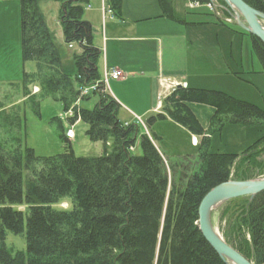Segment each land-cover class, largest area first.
I'll return each instance as SVG.
<instances>
[{
  "label": "trees",
  "instance_id": "1",
  "mask_svg": "<svg viewBox=\"0 0 264 264\" xmlns=\"http://www.w3.org/2000/svg\"><path fill=\"white\" fill-rule=\"evenodd\" d=\"M37 1L20 0L24 79L12 86L22 89L23 103L39 107V98L50 95L61 102L63 114L75 112L53 119L60 121L65 151L37 155L25 144V115L15 116L16 125L8 123L7 105L0 100V241L8 231L26 239V249L16 253L2 243L0 264H228L204 237L200 209L214 187L264 175V135L241 153L211 152L210 137L189 104L213 106L211 123L220 128L226 122L262 126L264 110L221 90L187 86L162 99L159 110L146 116V128L137 119L126 124L102 81L103 51L94 44L85 6L57 0L64 39L78 47L77 71L70 74ZM244 1L264 12V0ZM107 2L121 16L122 0ZM159 2L163 16L187 24L174 14L173 0ZM250 35L264 72V43ZM29 61L36 64L33 73L26 70ZM233 74L247 80L241 72ZM164 119L195 135L196 151L161 152L150 127ZM64 122L84 123L86 135L103 143V154L77 156ZM137 145L140 155L131 151ZM217 213L227 244L254 264H264V190L253 198L228 200Z\"/></svg>",
  "mask_w": 264,
  "mask_h": 264
},
{
  "label": "rangeland",
  "instance_id": "2",
  "mask_svg": "<svg viewBox=\"0 0 264 264\" xmlns=\"http://www.w3.org/2000/svg\"><path fill=\"white\" fill-rule=\"evenodd\" d=\"M173 1H175L180 16L186 17L189 20L222 23L215 11L210 10L206 5L190 9L186 6L187 0ZM78 2L85 6V15L86 1L79 0ZM37 3L49 29L53 32L54 42L62 57L63 68L68 73L75 74L77 68L74 54L78 51V47H71L64 39L62 25L59 23L60 2L57 0H38ZM159 5L161 8L160 2ZM227 24H229L227 25L229 28L234 30L230 31L234 36L232 40L231 36L227 38L226 36H220L219 40L223 44V49L226 48L227 51L225 53L224 50L223 52H221V49H219L220 51L217 50L219 46V44L217 45V31H188L190 40L193 41V47L190 50L194 56L193 62L199 61L202 65V68L199 69L195 67L199 71H193L199 72L198 75L203 79V82L208 78L211 80L214 74L224 73L226 70L231 71L229 74H233V72L263 69L253 48L251 35L244 32L235 22ZM231 43L233 47L230 48L228 46ZM222 56H225V58L223 59ZM211 60L214 64H211ZM218 61L219 64H217ZM216 67L219 71L215 69ZM26 70L29 73L35 72L37 70L35 62H27ZM232 74L231 77L233 78L234 75ZM253 75L257 74L254 73ZM23 79L20 0H0V100L7 105L6 114L10 117L8 123L12 122L16 125L15 116L17 114H24L26 122L25 144L27 146L32 147L37 155L49 156L64 152L65 142L60 137V121L57 119L53 120L55 117L59 118V116L63 115L61 102L49 95L39 98V107L34 106L31 102L23 103L22 89H18L19 91L14 89L17 84H22ZM240 83L242 86L233 87V95L229 91L225 90L224 92L241 98L240 100L250 102L264 110V97L261 95L257 85L245 81H241ZM213 89L218 90V88ZM107 90L110 93L109 89ZM189 105L210 137L209 149L211 152L241 153L264 135V125L249 128H243L239 124L229 122H226L222 128L212 125L211 121L215 113L213 106L192 102ZM119 116L123 117L121 114ZM144 118L146 119L147 117ZM63 124L64 126L66 125L65 122ZM168 125L170 123L157 127L161 133L159 135L164 138L161 140L157 137L155 138V143L164 154L174 155L196 151V148L191 146L189 135L191 136L192 134L187 129ZM153 126L154 124L151 127L149 126L152 134L155 133ZM85 128L86 125L84 123H78L77 126H74L77 137L69 139V142L73 144L74 152L77 156L83 157L102 155L103 143L91 140L86 135ZM0 135H2L1 129ZM131 151L136 155L142 153L139 145L135 146ZM62 205L67 206V203H63ZM213 223L222 235L219 213L213 216ZM2 243L14 253L26 249L25 236L12 231L7 232L3 242L0 241V245Z\"/></svg>",
  "mask_w": 264,
  "mask_h": 264
},
{
  "label": "crops",
  "instance_id": "3",
  "mask_svg": "<svg viewBox=\"0 0 264 264\" xmlns=\"http://www.w3.org/2000/svg\"><path fill=\"white\" fill-rule=\"evenodd\" d=\"M85 1L84 19L92 24L94 44L103 51L102 72L115 68L124 74L123 78L110 79L108 82L110 93L120 105L119 114L123 116L122 118L120 116L122 121L132 122L135 116L145 120L144 117L148 114L158 111L162 99L171 91V86L164 81L165 77L170 76L178 78L185 87L218 88L229 91L232 95L233 87L242 86L241 81L251 82L257 85L264 97L262 70L242 71L241 74L247 80L237 78L231 73L234 75L233 79L229 74L231 71L226 70L224 73L214 74L211 80L208 78L205 81L206 83L198 75L199 72L193 71H199L196 68H202V65L199 61L193 62L194 56L190 51L193 41L190 40L188 31H217V45L219 44L217 50L221 49V52L224 50L225 53L226 48L223 49L219 38L231 36L232 40L234 35L230 31L234 30L227 26L229 24H226L223 18H220L222 23L219 24L189 20L179 15L173 1L174 14L185 20L187 22L185 24L163 16L159 0H122L121 16H118L119 19H112L103 13L101 0ZM87 4L91 6L87 7ZM222 9L224 10L223 7ZM228 47H233L232 43ZM231 58L233 60L232 56ZM211 64H214L212 60ZM215 69L219 71L217 67ZM254 73L257 75H253ZM167 123H170L168 126L171 127L183 128L170 119L156 122L153 127L155 135L160 140L164 137L159 135L161 133L157 127ZM189 141L191 146L196 148L198 138L189 135ZM157 147L159 148L158 145Z\"/></svg>",
  "mask_w": 264,
  "mask_h": 264
},
{
  "label": "water",
  "instance_id": "4",
  "mask_svg": "<svg viewBox=\"0 0 264 264\" xmlns=\"http://www.w3.org/2000/svg\"><path fill=\"white\" fill-rule=\"evenodd\" d=\"M223 1L224 8L234 16L236 23L264 43V12L253 8L244 0ZM164 81L175 89L183 87V83L175 76L165 77ZM263 190L264 175L245 181H228L214 187L202 203L200 229L207 241L228 264L254 263L227 244L214 226L213 215L226 201L246 195L253 198Z\"/></svg>",
  "mask_w": 264,
  "mask_h": 264
},
{
  "label": "built area",
  "instance_id": "5",
  "mask_svg": "<svg viewBox=\"0 0 264 264\" xmlns=\"http://www.w3.org/2000/svg\"><path fill=\"white\" fill-rule=\"evenodd\" d=\"M202 4L200 2H197V1H189L188 2V7L190 9H195V8H198V7H201ZM211 9L213 8L211 4L208 5ZM102 10L105 14H108L110 16V18L112 19H116V15L114 13V10L113 8L107 3V0H102ZM124 76V74L118 70V69H107L105 70L104 72V78H103V81L105 82V84H108V81L110 79H121L122 77ZM97 86V84H94L92 85L91 87H86L84 90H83V93L82 95H85L87 94L91 89H94L95 87ZM74 109L71 108L69 109L64 115L63 117L65 116L66 118L67 117H72L74 116ZM136 119L139 121V122H142L141 118L140 117H136ZM128 124V123H126ZM66 136L69 138V139H74L75 137V132H74V127L73 126H70L67 131H66Z\"/></svg>",
  "mask_w": 264,
  "mask_h": 264
}]
</instances>
